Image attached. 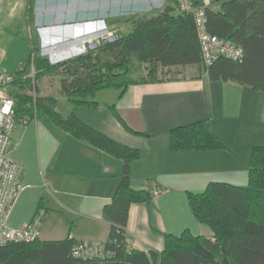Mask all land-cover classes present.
<instances>
[{
    "label": "crops",
    "instance_id": "obj_1",
    "mask_svg": "<svg viewBox=\"0 0 264 264\" xmlns=\"http://www.w3.org/2000/svg\"><path fill=\"white\" fill-rule=\"evenodd\" d=\"M27 1L0 0V69L15 71L28 59ZM52 1L36 0L34 7L41 49H58L61 54L52 56V62L82 53L79 42L104 30L103 19L119 18L128 13L126 8L147 13L166 4V0H91L106 6L86 13L60 12L63 15L54 18L48 15ZM225 1L209 0V9L221 12ZM63 26L72 31L61 35L58 30ZM196 71L192 77L133 83L123 93L117 88L101 90L97 94L108 92V99L97 101L95 108L76 109L93 128L141 152L132 163L130 182L135 189H148L152 198L129 207L126 229L131 248L162 251L165 234L184 230L210 237V228L194 216L188 193L204 191L210 182L246 186L251 149L264 144V91L232 80H211L206 70ZM112 105L125 125L113 114ZM72 109L69 103L65 114ZM201 120L211 122L226 148H170L172 129ZM9 156L23 169V187L7 216L9 226L21 228L31 222L44 199L49 212L40 226L41 240L68 236L93 243L108 240L111 224L104 207L121 180L120 158L40 117L16 124Z\"/></svg>",
    "mask_w": 264,
    "mask_h": 264
},
{
    "label": "trees",
    "instance_id": "obj_2",
    "mask_svg": "<svg viewBox=\"0 0 264 264\" xmlns=\"http://www.w3.org/2000/svg\"><path fill=\"white\" fill-rule=\"evenodd\" d=\"M35 2L27 1L29 56L11 72L13 79L8 86L16 123L43 118L120 158L123 168L116 191L104 207L111 224L109 238L103 243L107 256L84 259L74 253L75 245L83 240L68 236L49 241L39 236L28 242L0 245V264H264V144L251 149L246 186L210 182L204 191L188 193L192 212L210 228V237L184 230L165 234L162 251L136 249L131 248L126 229L129 207L152 198L148 189H135L130 182L132 163L141 152L93 128L76 113L81 106L95 108L101 90L117 88L123 93L133 83L164 80L159 73L173 67L196 66L197 70H206L211 80H232L264 91V0H228L221 12L208 6L207 30L244 51L241 60L221 56L209 66L201 59L192 14L180 12L174 0H166L162 9L126 17L130 29L114 40L52 63L41 53V38L34 24ZM114 20H108V24ZM133 65L142 69L139 78L132 77ZM45 76L59 77L60 94L73 108L67 116L57 110V97L28 93L29 89L38 91V82ZM110 108L124 124L115 106ZM169 145L175 151L227 147L209 120L172 129ZM48 212L42 199L34 216L40 215L42 223Z\"/></svg>",
    "mask_w": 264,
    "mask_h": 264
},
{
    "label": "built area",
    "instance_id": "obj_3",
    "mask_svg": "<svg viewBox=\"0 0 264 264\" xmlns=\"http://www.w3.org/2000/svg\"><path fill=\"white\" fill-rule=\"evenodd\" d=\"M177 9L192 14L200 44L201 59L205 66L211 65L219 57L241 60L243 48L235 43L219 38L207 30L206 10L209 0L194 3L192 0H174ZM31 75H34L32 70ZM13 75L6 69L0 70V245L32 241L40 236V215L21 228H13L7 223L8 212L22 189V167L9 156L12 135L16 126L14 99L9 94V83ZM25 122V121H24ZM42 215V214H41ZM76 256L84 259L103 258L107 251L103 243L82 241L74 247ZM109 254V253H108Z\"/></svg>",
    "mask_w": 264,
    "mask_h": 264
},
{
    "label": "rangeland",
    "instance_id": "obj_4",
    "mask_svg": "<svg viewBox=\"0 0 264 264\" xmlns=\"http://www.w3.org/2000/svg\"><path fill=\"white\" fill-rule=\"evenodd\" d=\"M52 2H53V5L51 4V8H49V9H51V12L49 13L48 10H47V12L49 13L48 15H52V16H54V18L56 16H59L63 12L64 13H70L73 11V12L86 13V12H91L92 9L95 7H96V9H100V8H103V6H106L105 2L99 4L98 1H91V0H53ZM47 6H48V4H47ZM126 11H128V13L123 14L122 16L119 17L122 19V21H120V22H115L117 19L112 18L109 20L115 19L114 23L109 25L108 20L106 18L103 19L104 23H105V29L104 30L100 31L98 34L95 33V34H97L95 36H90L89 38H86L83 42H79L80 46H78V47L81 48L80 50L83 51L82 53L86 52L88 49L94 48L98 44L103 43V41L114 40V38L116 36L120 35L121 32L128 31L130 29V24L127 23L126 21H124V19L126 17H130V16H134V15L137 16V15L144 13V11L143 12L142 11H136V10H133V8H130V9L126 8ZM60 12H62V13H60ZM98 21H100V20H98ZM52 23H56V21H53ZM37 30H38V28H37ZM70 30L72 31V29H65V27L63 26V27H60V29L58 31L61 32V35H66V32L70 33L69 32ZM54 31H57V29ZM72 44H74V43H72ZM41 46H42V39H41ZM41 53L44 56H48V58L50 59L51 62H52V60H51L52 56L61 55L58 52V49L50 50L48 52H44L41 49ZM76 55L72 54L71 57H74ZM63 57H64V55H63ZM71 57H68V58H71ZM68 58H66V59H68ZM53 62L57 63L60 61H56V62L53 61ZM141 70H142L141 68L133 65L131 67V70H130V71H132L131 72L132 77L139 78L141 75ZM196 70H195V68L192 69V68H188V67H177V68L173 67L171 71H168L165 73H159V76H162L164 78L175 77V76H190V77H192L194 75H198V72ZM173 71H175L177 73H173ZM38 86H39L38 91L34 90V89L33 90L29 89L28 93L33 94V95L38 94V95H43V96H49L50 95V96H55L58 98L61 95L58 76H45L38 82ZM108 98H109V93L105 92V93H103V95L101 94V96H100V94H97L96 100L97 101H100V100L104 101V99H108ZM57 108L60 110L61 113H63V115L65 113H67L66 112L67 110H65V109L69 108V103L65 97H62L59 99V102L57 103Z\"/></svg>",
    "mask_w": 264,
    "mask_h": 264
},
{
    "label": "bare ground",
    "instance_id": "obj_5",
    "mask_svg": "<svg viewBox=\"0 0 264 264\" xmlns=\"http://www.w3.org/2000/svg\"><path fill=\"white\" fill-rule=\"evenodd\" d=\"M61 46V45H60ZM70 47H73V45L72 46H70ZM77 47V46H76ZM64 53V52H63Z\"/></svg>",
    "mask_w": 264,
    "mask_h": 264
}]
</instances>
